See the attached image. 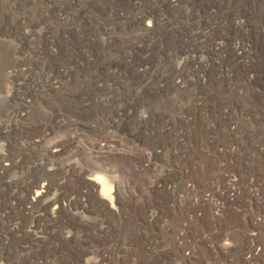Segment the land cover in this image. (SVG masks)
I'll return each instance as SVG.
<instances>
[{
	"label": "rangeland",
	"instance_id": "rangeland-1",
	"mask_svg": "<svg viewBox=\"0 0 264 264\" xmlns=\"http://www.w3.org/2000/svg\"><path fill=\"white\" fill-rule=\"evenodd\" d=\"M243 1L0 0V264H264V0Z\"/></svg>",
	"mask_w": 264,
	"mask_h": 264
},
{
	"label": "bare ground",
	"instance_id": "bare-ground-1",
	"mask_svg": "<svg viewBox=\"0 0 264 264\" xmlns=\"http://www.w3.org/2000/svg\"><path fill=\"white\" fill-rule=\"evenodd\" d=\"M243 1V0H242ZM175 2H177V0H171V3L172 4H174ZM243 3H244V1H243ZM163 4H165V3H163ZM171 5V4H170ZM242 6V5H241ZM138 9V7L136 8V10ZM169 9V8H168ZM138 11V10H137ZM146 12V11H145ZM150 12V11H149ZM148 11H147V14L149 13ZM137 13V12H136ZM140 14V13H139ZM137 15V14H136ZM151 15V14H150ZM149 15V16H150ZM148 16V17H149ZM263 16V15H262ZM142 18V17H141ZM145 18V17H144ZM143 19V18H142ZM141 19V20H142ZM149 19V18H148ZM154 19H155V17H154ZM154 19H153V24H154ZM140 21V20H139ZM144 21H146V20H144ZM150 21V20H149ZM155 21H157V20H155ZM136 22H138V21H136ZM142 21H140V23H141ZM146 22H148V21H146ZM144 23V22H143ZM156 23V22H155ZM145 24V23H144ZM143 24V25H144ZM253 24H254V22H253ZM139 25V24H138ZM142 25V26H143ZM239 25V24H238ZM244 25V24H243ZM250 25V24H249ZM151 26L153 27V25L151 24ZM147 27V26H146ZM146 27H144L143 26V28H146ZM148 27L150 28V25H148ZM138 28H141L140 26L138 27ZM151 29V28H150ZM263 29V28H262ZM147 30H148V28H147ZM245 30V29H244ZM138 31H141V29L140 30H138ZM240 31V30H239ZM150 32H152V31H150ZM255 32V31H254ZM155 33V32H154ZM143 35V34H142ZM154 35V34H153ZM247 40V39H246ZM242 42V41H241ZM248 44V43H247ZM253 45V44H252ZM257 47V46H256ZM197 49V48H196ZM198 50V49H197ZM166 50H164V52H165ZM233 51H234V53L235 52H240V53H242L245 57H246V59H248L249 57H251V48L249 49V47L245 44V43H237L234 47H233ZM193 52H184V54H182V55H175V56H171V55H169V57H170V60H174L173 61V65H174V67H173V74H175V75H179L180 73L181 74H183V71H185L184 70V68L186 67V64H184L183 65V61L184 60H187L188 59V57H190L191 56V54H192ZM254 53V52H253ZM256 53V52H255ZM165 54V53H164ZM186 55V56H185ZM255 55V54H254ZM169 59V58H168ZM253 59H254V57H253ZM247 62V61H246ZM170 65V64H169ZM183 65V66H182ZM248 65V64H247ZM171 73V72H170ZM179 77H182V75L180 76L179 75ZM178 77V78H179ZM184 84H185V82H184ZM186 84H187V82H186ZM178 85V84H177ZM182 86V85H181ZM180 86V87H181ZM52 149H56L55 151L53 150V153H55V154H58L59 152H60V150H59V147H52ZM93 181H94V183H95V185H97L98 187H100V193H101V196H102V198L103 199H108L109 201H111L112 202V184L110 183V181L108 180V178H106V177H104V176H95L94 177V179H93ZM36 190L34 191V193H33V199H40V198H43V197H46L45 196V190H46V187L45 186H41V187H39V185L35 188Z\"/></svg>",
	"mask_w": 264,
	"mask_h": 264
}]
</instances>
